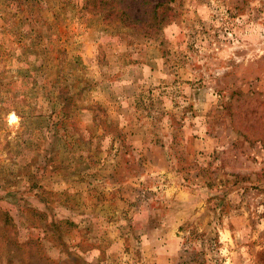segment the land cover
Instances as JSON below:
<instances>
[{"label":"rangeland","instance_id":"374dc122","mask_svg":"<svg viewBox=\"0 0 264 264\" xmlns=\"http://www.w3.org/2000/svg\"><path fill=\"white\" fill-rule=\"evenodd\" d=\"M0 264H264V0H0Z\"/></svg>","mask_w":264,"mask_h":264},{"label":"trees","instance_id":"16d2710c","mask_svg":"<svg viewBox=\"0 0 264 264\" xmlns=\"http://www.w3.org/2000/svg\"><path fill=\"white\" fill-rule=\"evenodd\" d=\"M161 7H164V4L161 3V4H156L152 10L153 12V19H152V22L155 23L156 20H158L160 18V13H159V9Z\"/></svg>","mask_w":264,"mask_h":264},{"label":"clouds","instance_id":"9594fccd","mask_svg":"<svg viewBox=\"0 0 264 264\" xmlns=\"http://www.w3.org/2000/svg\"><path fill=\"white\" fill-rule=\"evenodd\" d=\"M13 119H15V117H13Z\"/></svg>","mask_w":264,"mask_h":264}]
</instances>
